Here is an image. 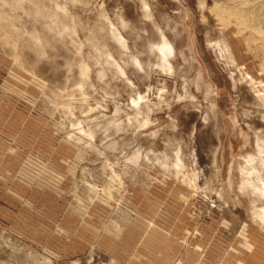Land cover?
Wrapping results in <instances>:
<instances>
[{
	"label": "rangeland",
	"instance_id": "rangeland-1",
	"mask_svg": "<svg viewBox=\"0 0 264 264\" xmlns=\"http://www.w3.org/2000/svg\"><path fill=\"white\" fill-rule=\"evenodd\" d=\"M215 3L0 0V264H264V55Z\"/></svg>",
	"mask_w": 264,
	"mask_h": 264
},
{
	"label": "bare ground",
	"instance_id": "bare-ground-1",
	"mask_svg": "<svg viewBox=\"0 0 264 264\" xmlns=\"http://www.w3.org/2000/svg\"><path fill=\"white\" fill-rule=\"evenodd\" d=\"M231 1H232V3L234 2V4L231 3L229 5L237 4L238 7L228 6V7L224 8V7H221V4L215 3V9L214 10H215V12H217L216 15L220 18L222 16V18L227 23V26L230 24H233L235 27H237V29L240 33L243 34L244 31L249 32L251 37L248 39H252L255 42L257 41V43L259 44V48L261 49V52L264 55V0H231ZM113 37H114L115 41H117L118 44L123 48V50L124 49L126 50L127 46H126L125 41L122 39V37L118 34H115V33H113ZM162 37H163V42L161 41L162 44L157 46L156 50L160 53L162 65L163 64L165 65L167 63L169 64V60H168V58L170 57L169 55L174 50H173L172 44L166 39V37L164 35ZM221 44H220V46H221ZM222 48H223L222 50L227 51V53H229V51H231L229 46L226 44L222 45ZM81 75L83 76L84 79H87L89 76L88 69L85 68V66H82V68H81ZM142 100H143V98L139 97L137 100L132 101V105L135 107H138V106H140L139 102H141ZM67 105H66V107L64 106V109L68 110L69 113L72 112L71 107H70L71 104L68 103ZM179 166H181V163L179 164ZM241 173L243 176H245V177L247 176V178H249V176H250L249 174H247V170L245 168H241ZM195 180L197 181L196 178H195ZM249 183L251 184V182L248 180L246 183L242 184V186L240 188L241 192H245V193H246V191L249 192V185H250ZM190 186L192 189H195L196 191H198V189H199L198 185H190ZM259 193L261 194V197L263 198L264 197V190L262 192L259 191ZM219 195L221 196L220 193L218 194V196ZM257 195H258V193H257ZM251 202H252L251 205L256 204V202H257L256 197H255V199L251 200ZM255 214L258 217V219L264 224V210L262 213L256 212ZM114 226L116 228V231H115L116 234H119L122 231L121 226H119V225L117 226V224ZM108 229H110V228H108ZM113 230H114V228H113Z\"/></svg>",
	"mask_w": 264,
	"mask_h": 264
}]
</instances>
